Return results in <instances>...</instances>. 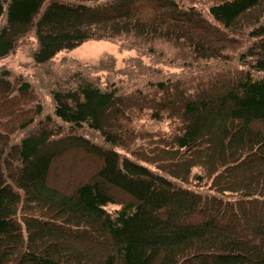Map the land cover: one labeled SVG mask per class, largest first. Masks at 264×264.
<instances>
[{"label": "trees", "instance_id": "trees-1", "mask_svg": "<svg viewBox=\"0 0 264 264\" xmlns=\"http://www.w3.org/2000/svg\"><path fill=\"white\" fill-rule=\"evenodd\" d=\"M30 39L136 68L0 69V264H264V0H0V57Z\"/></svg>", "mask_w": 264, "mask_h": 264}, {"label": "rangeland", "instance_id": "rangeland-1", "mask_svg": "<svg viewBox=\"0 0 264 264\" xmlns=\"http://www.w3.org/2000/svg\"><path fill=\"white\" fill-rule=\"evenodd\" d=\"M34 42L30 39L23 47L0 57V69L9 67L27 74L37 84L42 100L49 99V90L55 84V80L66 77L78 64L86 65L103 76H107L108 73L121 76L136 68L131 57L137 59L135 57L137 52L122 48L118 42L111 40H86L73 48L60 51L51 60L41 64L36 63L32 56ZM142 61L145 64L152 62L146 55L142 57Z\"/></svg>", "mask_w": 264, "mask_h": 264}]
</instances>
